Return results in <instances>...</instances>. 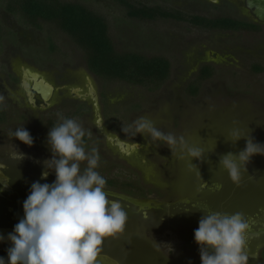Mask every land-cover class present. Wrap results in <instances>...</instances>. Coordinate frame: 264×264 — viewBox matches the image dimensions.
I'll list each match as a JSON object with an SVG mask.
<instances>
[{
  "label": "rangeland",
  "instance_id": "374dc122",
  "mask_svg": "<svg viewBox=\"0 0 264 264\" xmlns=\"http://www.w3.org/2000/svg\"><path fill=\"white\" fill-rule=\"evenodd\" d=\"M69 1H78L106 18L116 50L168 58L170 75L157 86L133 85L91 75L83 51L68 35L48 22L40 27L29 25L20 12L7 9V0H0V97H3L0 107L7 111L5 118L0 120V146L5 142L8 146L18 147L21 142L10 137L8 132L22 126L33 137L29 148L38 156H52L47 144L49 130L62 122L61 117L72 118L85 130L82 146L86 153L92 148L98 150L100 161L95 170L116 179L125 191L134 195L140 193L128 188V183L166 191L168 194L160 204L163 213H168L171 208L172 213L180 210L175 197L177 193L189 196V210L203 215L211 211L231 214L237 211L246 213L257 207L264 209V155L250 158L239 187L219 167L220 157L229 152L238 154L245 148L248 137L254 143L264 144V74L251 72L245 55L246 49L254 43L252 35L205 29L190 21L131 18L115 0ZM129 1L161 8L176 7L187 14H200L206 18L238 15L223 0L219 5L206 0ZM176 4L178 6H173ZM215 55L214 59H218L213 76L197 81V93H189L187 86L192 81L196 83L197 67ZM23 68L38 72L58 88L49 108L31 113L17 104L16 100L21 99L17 92ZM85 76L93 78V85L100 95L101 129L95 127L97 114L89 105L71 97L68 92L72 86L84 89ZM139 117L152 120L164 133L183 136L189 146L202 148L203 158L190 161L197 166L200 177L196 169L189 167L187 158H179L182 154L186 156L180 145L172 155L163 141L154 143L150 137L141 134L134 137L121 131L130 125L134 128L133 122ZM233 129H239L244 138L235 143L228 140ZM100 132L139 143L141 147L125 157L112 143L106 142ZM86 164V161L81 162L80 167ZM200 178L208 184L206 188L202 187ZM201 190L210 192L203 204L195 196V192ZM130 230L126 226L118 236L117 255L122 264L187 263L181 261L187 256L157 258L154 251L160 248L159 244L137 232L133 236ZM166 235L167 255L183 254L188 250L179 237L170 232ZM261 244L264 245V235L246 247L248 264H258L257 249ZM194 250L199 253V246Z\"/></svg>",
  "mask_w": 264,
  "mask_h": 264
},
{
  "label": "clouds",
  "instance_id": "9594fccd",
  "mask_svg": "<svg viewBox=\"0 0 264 264\" xmlns=\"http://www.w3.org/2000/svg\"><path fill=\"white\" fill-rule=\"evenodd\" d=\"M61 120L47 134L52 156L44 161L46 170L41 173L46 178L47 169H51L55 180L51 184L39 181L31 184L30 194L23 202L24 216L7 237L12 244L7 249L8 264H96L105 238H117L125 230L128 215L120 201L108 199L106 180L95 170L100 161L98 150L92 148L86 153L81 123L72 118ZM133 124L134 128L130 125L121 131L134 137L137 134L150 137L154 143L163 141L172 155L180 145L186 156L182 154L179 158H187L189 167L196 169L200 177L197 166L190 161L203 158L202 148L189 146L183 136L164 133L146 117H139ZM8 135L25 145L33 144V137L22 126L15 131L10 129ZM230 136L228 140L233 143L244 138L239 129H233ZM257 154L264 155V144L254 143L248 137L245 148L238 154L229 152L220 157L219 167L239 187L243 173L247 172L246 165ZM16 158L22 160L23 153ZM85 161L86 167L81 171L80 164ZM202 182V187L207 186ZM248 229V218L239 211L231 214L211 211L202 215L194 231L201 264H248L249 254L245 251ZM3 239L0 236V241ZM0 264H5L3 257Z\"/></svg>",
  "mask_w": 264,
  "mask_h": 264
},
{
  "label": "flooded vegetation",
  "instance_id": "af4514ba",
  "mask_svg": "<svg viewBox=\"0 0 264 264\" xmlns=\"http://www.w3.org/2000/svg\"><path fill=\"white\" fill-rule=\"evenodd\" d=\"M126 1L135 7H141V6L154 7V8H158L159 11L162 12L167 11V13L173 14L174 16H170V15L167 17L159 16L155 19H146V18L131 16L128 14L129 8L126 4L127 3ZM206 1L215 4L218 3L220 4L223 1H227L229 5L233 7L235 13H238V15L234 16L227 14V15L213 16L211 18L213 19L229 18L232 22L238 24V26L223 28L220 26L212 27V26H206V25L204 26V25L196 24L193 22L190 23H193L196 26H200L205 29L223 31L224 33L236 34L237 32L238 33L243 32L248 35H252V39H254V43L251 44V47H248V49H246L245 51L246 54L245 53L244 54L249 59L248 61L249 70L253 73L264 74V21H259L253 17L251 10L246 7L245 0H223V1L206 0ZM115 2L120 6H122L124 10H126L125 12L127 16L140 20H146V21L166 19V20H173L176 22H187V21L189 22V20H187L189 19V17L203 16L200 14H187L186 12L176 7L161 8L159 6H148L142 3L132 2L129 0H115ZM173 6H178V4ZM107 27L109 33L108 22H107ZM113 46L115 47L114 43ZM233 49L234 48L230 49L231 52ZM150 56H159L166 59L169 63V75H170L171 63L168 58L162 55H150ZM215 57L216 55L212 56V58H209V60L205 59L197 67V73H196L197 77L195 79L196 83L192 81L187 86L188 87L187 90L189 93H193V94L197 93V90L199 88V84L197 83V81L202 82L204 79L213 76L215 71L214 67L215 65H217L216 59H218V58L214 59ZM26 69L29 68H23L21 69L20 72V78H19L20 90L19 92H17V94L20 95L19 97H21V99L20 101L16 100L17 104H19L22 107H25L26 109L31 111V113L35 112L36 110L41 111L49 108L54 103L55 95L57 93L58 88L55 87L54 84L49 82L40 74V76L43 77L45 81L53 85L52 95L50 99L47 102H45L42 100L39 94L35 93L34 95L35 104L32 105L31 103H29L28 97L26 96V93L21 85V81L24 78V71ZM90 73L91 75H94L92 72ZM87 78H90L93 83L92 77L85 76L84 89H82L79 86H72L68 88V92L71 97L83 101L84 104L89 105L90 109L94 111L93 102L89 95V84L87 82ZM32 83L33 80L30 81V84ZM61 88H65V87H61ZM76 88H78V92L75 93L73 90ZM96 94L98 97V112H99L101 110L100 106L102 103L99 102L100 95L98 94L97 90H96ZM61 98H65V97L62 96ZM87 101H89L90 104H88ZM6 113H7L6 109L3 108V106L0 107V120H3L5 118ZM98 119L102 120L100 114H99V118L98 116H96L95 118V127L97 129H101L102 122H100L99 124ZM100 133L101 136H103L104 140L106 142H109L107 138L104 136V134L107 133L105 132H100ZM130 143H134V142H130ZM29 147L30 146L25 145L22 142L18 147L15 146L13 147V145L8 146L5 142L2 143L0 146V227L14 228V226L19 222V220L23 218L24 216L23 202L30 194V187L33 182L39 181L42 184L43 183L51 184L55 180V172L51 169H47L49 174L46 178H42L41 176V173L46 170L45 169L46 165L44 166V161L51 159V156L50 155L38 156L35 152H33L34 150H31V148ZM117 150L123 156L128 157L129 154L122 153L118 148ZM18 152L23 153L24 158L22 160L16 158L19 154ZM85 167L84 166L81 167V171H83ZM100 175L104 177L106 180V186H105L106 192L108 191L114 193H121L135 198H144L154 201V203H150L149 206L141 207L129 203L125 200H122L115 195L106 193L108 199L118 200L121 202L124 210L128 215V219L126 221L125 227L127 226L128 229L131 228L130 232L133 236L135 235V232H137L138 235L146 236L150 240H153L155 243L157 242V244H159L160 248L159 249L157 248L158 250L154 251L157 252L155 255L157 258H160L161 256L162 258L174 259L176 257L180 258L182 256H187L188 257L187 259H182L181 261H186L187 262V263L185 262L186 264H200L201 262L200 255L198 252L194 250V248L198 246L194 241V231L198 228L199 219L203 214H201L198 211L189 210V208L187 207L190 201L189 196H187L185 193H177L175 197L178 199L179 203L177 207L180 210L179 211L177 210V212L172 213L171 211L173 210V208H171L169 209V211H167L168 213H163L162 211H164V209L163 206L160 204H161V200L164 199L163 197L167 196L168 194L166 191L159 190L152 186L151 189H149L142 187L140 184L139 185L131 184L133 182L128 183V185H130L128 186V188L130 187L132 189H137L140 193L139 195H134L125 191V189H123V186H120L116 179H112L111 177L109 178L108 176H105L103 173H100ZM204 188H206V186H204ZM162 193H165V195L164 194L162 195ZM209 194L210 192L206 190L195 192L196 199L200 201V203L202 204L205 203V199H207L206 197H208ZM244 214L249 221V229L245 237L246 247H248L250 244L252 245V242L255 239H257L258 236L264 235V209L261 207H257L247 211ZM187 219L189 221H187ZM169 232L172 233V235L179 237L184 242V245H186V247L188 248L187 250L188 252L186 251L183 254H179L176 252L174 253L173 256L167 255L165 250L166 248L165 244L167 242V237H168L166 234H168ZM119 240H120L119 237L105 238L102 245L101 254L107 255L108 257L117 261L119 264H122L119 256L117 255V251H118L117 243ZM8 248H10V246L0 241V257L4 258L5 264H8V257H7ZM257 256L259 259L258 264H260V262L264 263V245L262 244L259 245L257 249Z\"/></svg>",
  "mask_w": 264,
  "mask_h": 264
},
{
  "label": "trees",
  "instance_id": "16d2710c",
  "mask_svg": "<svg viewBox=\"0 0 264 264\" xmlns=\"http://www.w3.org/2000/svg\"><path fill=\"white\" fill-rule=\"evenodd\" d=\"M127 2V1H126ZM7 9L20 12L29 25L40 27L48 22L65 33L83 51L87 68L97 77L121 80L133 85L157 86L168 78L169 63L159 56H145L131 51H118L113 46L105 18L80 2L69 0H7ZM128 14L155 19L174 16L154 7H135L126 3ZM190 22L230 28L238 26L229 18L193 16ZM52 45V44H51Z\"/></svg>",
  "mask_w": 264,
  "mask_h": 264
},
{
  "label": "water",
  "instance_id": "95a60500",
  "mask_svg": "<svg viewBox=\"0 0 264 264\" xmlns=\"http://www.w3.org/2000/svg\"><path fill=\"white\" fill-rule=\"evenodd\" d=\"M246 7L251 10L253 17L259 21H264V0H245ZM33 80V83L30 84V81ZM87 82L89 84V95L92 99L94 112L97 114L99 118L98 112V97L96 94V89L90 78H87ZM21 85L23 90L28 97L29 103L32 105L35 104V93L39 94L43 101L47 102L53 91V85L47 81L43 77L40 76L38 72H33L30 69H26L24 71V78L21 81ZM75 93L78 92V88L73 90ZM98 123L100 124V119H98ZM107 140L112 143L115 147H117L122 153L130 154L136 149H139L141 145L139 143H130L124 140H121L118 136H110L104 134ZM112 195L119 197L122 200H125L129 203H132L136 206H149L150 203H154L153 200L144 199V198H135L126 194L114 193V192H106ZM14 228L10 227H0V236H3L4 239L1 241L8 246L12 247L11 242L7 239L8 234L13 232ZM96 264H119L114 259L108 257L107 255L100 254L97 257Z\"/></svg>",
  "mask_w": 264,
  "mask_h": 264
}]
</instances>
